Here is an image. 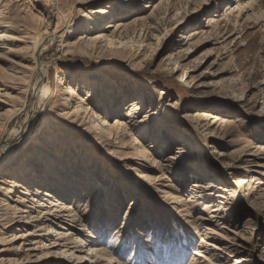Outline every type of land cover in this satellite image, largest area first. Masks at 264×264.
<instances>
[{"label":"rangeland","instance_id":"obj_1","mask_svg":"<svg viewBox=\"0 0 264 264\" xmlns=\"http://www.w3.org/2000/svg\"><path fill=\"white\" fill-rule=\"evenodd\" d=\"M43 1L1 0L7 8L3 12V18L12 23L10 29L15 30V33L20 34L23 26L39 30L41 34L53 32L58 25L57 17L48 24L43 8L49 2L65 14L62 22L67 21L68 24L61 28L65 32L62 42L58 39L52 49L41 57L45 83L52 87L49 91L51 98L40 111V123L47 128L43 131H39V128L33 139L16 147L14 152L11 151L1 168L4 171L18 170L19 173L25 164L45 167L44 160L51 158V161L47 160V166L51 167L54 178L63 180L61 185L55 184L57 179L46 178V168L43 174L34 167L29 168V178L19 179L22 183L23 180L27 181L24 184L29 188L46 183L49 186L45 190L51 191L56 187L62 189L71 179L74 181L78 178L79 186L76 191L67 186L62 192L66 191L67 195H63V199L67 198L68 203L73 202L71 197L80 195V201L74 204L79 210L78 217L82 218L85 225L80 226L83 235L78 236L85 241V248L80 251L75 244L69 248L77 256L86 259L80 263L74 259L69 262L63 259L60 264H189L195 249L202 248L200 244L203 236L207 243L219 247L232 243L241 245L233 257L231 253L225 254L221 250H213L212 246L204 245L209 256L218 254L222 257L220 260L214 259L216 264H235L234 259L241 257L247 258V264H264V0ZM249 1L253 2L252 6L245 8ZM156 6H161L158 10L161 14L158 23L149 20L156 13ZM112 7L116 10L112 15L113 19H109L111 15H106L108 18L97 29L91 30L86 26L90 15L97 13L100 8L110 10ZM118 8L126 13L121 15ZM242 8L245 9L241 10ZM137 18L143 19L135 20ZM119 20L131 25L139 23L138 34L136 33L138 36L128 49L121 48L114 54L109 51L88 53L69 46L78 42L86 45L92 35L99 32L110 35L114 28L107 26ZM145 20L150 22V27H145L146 33L144 31L140 37L141 25ZM6 30L9 31L0 29L2 32H7ZM81 38L83 39L79 41ZM31 55L30 50L22 43L15 44V53L0 50L1 142L19 127L33 100L34 95L27 86L28 75L22 74L23 66L28 64L26 59ZM23 76L26 77L21 85L25 98H21L18 92V81H12L13 77L20 79ZM58 76L64 78L62 91L57 89ZM68 86L79 87L82 98L91 94L88 102L101 108L99 113L104 118L109 113L111 123L120 115L126 118L133 102L138 99L143 102V110L133 117L148 116L149 129L146 138L138 130L134 134L139 140H143L156 161L166 167V179L157 182L165 187H157V190L152 188L150 193L142 191L145 194L141 196L138 192L142 188L135 180H128L129 189H126L120 183L115 185V179L108 175L103 178V173L112 168L119 178L117 182L120 181V177L125 174L124 167L133 165L135 157H126L122 150L116 156H103L107 163L102 158L100 160L95 157L90 162L86 152L82 156L81 143L88 141H85V127L74 121L65 107L67 102L64 94ZM92 86L97 89L95 92L88 89ZM114 105L115 108L112 109ZM16 107L20 111L13 115L11 111ZM117 107L119 109L115 111ZM205 110L220 116L226 122L212 127L211 119L197 121L196 113ZM208 133L213 135L209 137ZM63 138L72 142L73 147L64 142ZM41 142L43 148L38 146ZM107 148L104 146L98 153L105 155ZM50 149L56 152L51 151L49 154ZM56 153H63L66 159L78 157L81 160L85 156L88 159L84 163L79 161V164H72L71 168L68 162L72 161H64V167L60 169L54 164ZM91 170H96V173H88ZM157 171L158 169L151 168L147 173L157 180L160 176ZM18 175L22 177L20 173ZM84 175H92L90 180L96 177L95 182L103 180L104 188L96 199L80 192V183L85 184L82 180ZM2 177L13 178L10 173L6 176L0 173V179ZM246 177L252 178L254 182L250 186L238 188L237 183ZM211 183L216 187L208 188L205 194L209 196L206 199L199 198L203 194H195L193 191L194 184L209 186ZM220 185L237 189L238 192L232 197L228 195L230 200L224 205H228L226 210L221 211L220 217L212 218L216 214L213 210L218 201L222 200L217 197L218 194L225 193L219 191ZM21 190L23 191L18 187L15 193L7 196L0 190V199L6 198L7 203L15 205L12 199H19L18 195L22 196ZM106 190L113 192V196L117 194L115 197L110 195L114 199L118 197L117 204L112 202L114 208L107 203ZM163 191L183 199L190 210L189 217L181 213L182 208H172L177 205L171 203L170 198L164 199ZM205 202H211L210 206L206 208ZM111 209L118 212L109 216ZM126 214H129L127 219L131 229H127L130 232L125 233L126 235L123 233L125 236L120 239L118 235L121 234L115 232L123 227ZM197 218L201 219L194 221ZM195 222H198V226ZM206 227L218 234H207ZM99 228L106 231L102 239L98 233ZM2 230L8 240L14 234L21 233H18L15 226ZM166 230L173 237L169 252L161 245L162 234ZM126 236H129L128 239ZM124 239L125 242L120 241ZM89 249L97 250L103 256L96 259L94 254L89 253ZM39 252L32 253V258L36 259V256L41 255ZM5 254L4 257L1 256L5 260H22L26 257L23 252L9 251ZM171 254L173 258L170 259ZM55 260L49 264H57Z\"/></svg>","mask_w":264,"mask_h":264},{"label":"bare ground","instance_id":"obj_2","mask_svg":"<svg viewBox=\"0 0 264 264\" xmlns=\"http://www.w3.org/2000/svg\"><path fill=\"white\" fill-rule=\"evenodd\" d=\"M129 1H133V0H129ZM245 2L246 1H244V4ZM252 3L253 2L251 1L247 2L246 3L247 6L245 8L251 7ZM2 4H4V2H1L0 0V7H2V9H0V29H8L11 32L7 30H6L7 32L0 31V50L8 51L9 53H15V44L17 43L24 44L25 48L27 50H30L32 55L29 57V59L24 58L26 59V61L28 60V64L23 66L22 74H24L25 76L28 75V78H29L28 83H27L28 90H31L34 96H33L32 102L26 109V114H25L26 117L19 123V127L11 131L8 137L3 142L0 141V173L3 176H6L7 173H10L12 174V177H13L10 179H4L2 177V179H0V190H2L3 193L5 192L4 195L7 196V195H11L15 193L18 187L23 189V191L21 190L22 196L18 195L19 199L17 200L12 199L15 205H10V203H7L8 200H6V198L0 199V227L2 229L7 230L15 226L18 233L21 232L20 234H14L12 238L8 240L5 237L6 235L3 234L4 231L0 228V245L4 247L6 246L5 248L0 247V264H29V263L49 264L55 259H58V260H55L57 261V264H60L61 260L63 259L66 262L67 260L69 262L74 259L80 263L86 258L77 256L74 252H72V249L69 248L72 244L73 245L75 244L76 248H80V251H82L83 248H85L84 246L85 241L83 239H80V237H78V236L83 235V230L79 229L81 228L80 226H85V225L82 223L83 222L82 218L78 217L79 215L77 214V212H79V210L77 211V209L75 208V204H74L80 201V195L78 197H71L73 202L68 203L69 201L67 200V198L63 199V195H67L66 191L62 192V190H65V187L67 186L72 187L73 188L72 190L76 191L77 186H79L78 184L79 182L77 183L78 178H76L73 181L69 177L71 179L69 180L72 183L68 182L66 183L67 186H65L64 188L61 189L60 187H56L54 188L55 189L54 191H51V190H45L49 186L46 183H40L38 184V186H35V188L34 186L32 188L31 187L29 188L27 185L24 184L27 181L23 180L24 183L19 182V179L21 178L24 179L28 177V169L33 168V167L36 171L42 174H43L44 169L46 168L48 170V174H46V178H49V180L57 179V178H54L55 175L52 173L51 167L47 166V160L51 161V158L50 159L46 158V160H44L46 161L45 167L43 166L41 167V165H37V164L23 165V167H21L19 170V173L22 177L18 175L19 174L18 170L9 169L7 171H4L1 168L2 165L6 162L7 157H10L11 151H13L16 147L23 145L29 142L31 139H33V137H35V135L37 134V130H39V128H40L39 131L41 130L43 131L47 128V127H44L43 124L41 125L42 122L40 123V117H41L40 111L44 107L47 100L51 98V92L49 91L52 90V87L50 85L47 86L45 83L46 82L45 76H43V73L41 71L43 67L41 57L45 55L47 52H49L50 49H52V47L56 44L58 39L60 40V42H62L63 35L65 33L62 31V29L63 27H67L68 25L67 21L65 23L62 22V19H64L65 14L62 13L56 5L50 2L47 4L45 3L43 8L46 14V19L48 21V24H50L53 21V19L57 17L58 25L56 26V29L53 32H46L44 34H41L39 30H35L27 26H23L19 34V32L15 33V30L10 29L12 28V23H10L6 18H3V12L7 8L5 7V4L4 5ZM160 7L158 6L155 7L157 11H155L156 12L155 15L150 17L149 20L152 19L155 23L159 22L158 17L161 14L158 12V10H160ZM106 9L100 8L98 11H96L97 13L94 12L95 14L90 15L86 20L87 22L86 26H89L91 30L97 29L98 27L101 26L103 21H105L108 18L106 15H111L109 19H113L112 15L115 14L116 10L113 7L110 10L109 9L106 10ZM244 9L242 8L241 10H244ZM119 11L121 15L126 13L123 9H119ZM141 19L143 18H137L135 20L139 21ZM146 20L141 25V30L139 34L140 37L142 36V34H144L143 33L144 31L146 33V30H144L145 27L146 28L150 27L149 26L150 22H147ZM137 26H139V23H134L133 25H131V23L128 24V22L124 20H119L116 23L109 24L107 26L109 28H114V30L112 31L110 35H106L102 32H99L95 34L94 36L92 35V37L89 39V42L86 45H84L83 43L80 44V42H78V43L69 44V46L78 48L79 50H83L88 53L89 51L90 53L91 51L95 53L98 51L100 53L109 51L110 53L114 54L116 50L119 51V49L121 48H127V49L129 48V45L132 43L133 40H135L134 38L138 36L136 35V33L138 34ZM59 33L61 34L58 35ZM82 39L83 38H81L79 41H81ZM25 76H23V78H20V79H16L13 77V80H12L13 82L18 81V84H19L18 92L21 95V98H25L24 91L22 90L23 87L21 86L22 82L26 78ZM57 79H58L57 89H60V91H62L61 87H63L64 78L61 76H58ZM88 89H90V91L92 92H95L97 90V89H94L93 86L91 88L89 87ZM79 91H80L79 87L68 86L64 94L65 96L64 99L67 102V103L65 102L66 103L65 107L68 109V112L73 117L74 121L79 122L81 126L83 125V127H85L83 128L87 136L85 141H88V143H81L82 144L81 150H83L82 156L86 152V156L90 158V162H92V158L95 157V158H99L100 160L102 158V160H104V162L107 163L106 158H108L109 156L111 157V156H116L118 154H121V151L119 150H122V153L126 157L128 158L135 157L133 161L134 164L124 167L125 174L124 175L121 174L122 176L120 177V181L118 182H117V179L119 178L117 174L114 173L115 170L113 171L112 168L110 169V171L103 173L104 175L103 178H105V176L108 175L110 176V178L112 177L113 179H115L113 180L114 184L116 183L118 185L120 183L125 188L127 187V185L129 186L128 182L130 180L132 181L135 180L138 186L142 188L141 192L140 191H139L140 193L138 192V194L141 196H144L145 194L144 192L150 193L152 188H155L157 190V187L158 188L165 187L163 186V184L158 185L157 182H161V180L166 179L165 178V174H166L165 168L166 167L162 166L160 163L156 161L155 156H153V154L143 144V140H139V138L135 136L134 134V131L138 130L139 134H141L142 137L146 138L145 135H147V131L149 129L148 125L150 121H147L148 116H145L144 118L133 117L135 113L138 114V111L143 110V102L138 101L139 99L133 102L129 113L126 115V118L125 116L120 115L115 119L114 123H111L109 121L111 119V115H109V113L107 117L104 118L102 114L99 113V111L101 112L100 110L101 108L95 105H91V102H88L89 98H91L92 95L88 94L87 95L88 97L82 98ZM114 108H115V105L112 107V109ZM118 109L119 107H117L115 111ZM19 111L20 109H17L16 107L13 109V111H11V113L15 115L16 113L18 114ZM195 118L197 121L211 119L213 121L211 124L212 127H214L215 125H218L220 122H221L220 124H224V122H226L220 116L214 115L212 112L206 111V110L203 112L196 113ZM163 121L165 123H168L166 122L167 120L166 121L163 120ZM208 134H209V137L213 135V133H208ZM64 142L70 143L73 147L72 142L65 140V139H64ZM38 146L43 148L42 142L39 143ZM104 146L108 147L107 148L108 150L107 152L105 151L106 152L105 155H100L98 153V150L100 151L101 148H104ZM51 151L53 150L51 149L48 150V153L50 154ZM53 152H56V151L54 150ZM202 153L204 154L203 151ZM80 155L78 156L81 157ZM103 156L106 158H104ZM64 157L65 155L63 153H56V161L54 164L57 165V168H60V169L63 168L64 161L67 163L69 160H71L72 162H68L69 168H71V166H73L72 164L74 165L79 164V161H83L84 163L88 159V158L85 159V157L81 160L78 159V157H76L75 159H72V157H69L68 159H66V157L65 158ZM41 161L44 163L42 159ZM151 168L158 169L157 172L160 173V176L157 177L158 178L157 180H154L147 173V171L149 169L151 170ZM68 171L70 172L71 169H69ZM197 171H200V170H197ZM88 173H91L92 175H94L96 173V170L88 171ZM92 175H89L88 177L84 175L85 177H83L82 180L83 182H85V184L83 185L80 183V185L82 186V188L80 189L81 190L80 192L83 191L86 196L90 194V197L96 199L98 195H100V190L104 188V182L103 180L102 182L101 181L95 182V180H97L96 177L93 180H90V177ZM18 176L20 178H18ZM72 177L74 178V176ZM249 178L250 177L241 179L240 182L237 183L238 188H241L244 185L250 186L254 182V180L252 178H250L249 180ZM55 182H56L55 183L56 185H61V182L64 183L63 180L61 181L58 180V182L57 181ZM193 187H195V190H193L195 194L197 193L199 195L200 193L201 195L203 194V196L198 195L199 198L206 199V197L209 196L205 194L207 193L206 191H208V188H214L216 187V185H213V183H211V185L209 186H205L201 184H194ZM126 189H129V188L127 187ZM106 191H107L106 194L108 196L107 203H109L111 207L113 206L112 202L116 203V201L118 200V197L114 199L113 197L117 196V194L113 196V192H110V190H106ZM219 191H223L225 193L218 194L217 197L221 198L222 200L218 201L216 208L213 210V212L216 214L213 215L212 218L220 217L221 211L226 210L225 208L228 206L226 205L224 207L225 203L228 202V200H230L229 199L230 197H228V195L232 197L235 193L238 192L237 189L229 188L228 186L223 187L222 185L219 186ZM130 192L133 193L132 191ZM18 193L19 192H17V194ZM59 193H62V194H59ZM167 193L168 192L163 191V194L165 195L164 199L165 197L167 199L170 198V200L172 201L171 203H175L177 205L172 208L176 210H179V208H182V210L180 209L181 213H183L186 217H189L190 210L189 208H187L188 205L184 202V200L180 199V197L178 196H175L173 193L172 194H169V193L167 194ZM111 194L113 197L110 196ZM234 198H231V199H234ZM188 202H190V200ZM210 203L205 202L204 205L206 206V208L210 206ZM112 208H114V206ZM35 211L37 212L36 215H35ZM117 212L118 211L111 209L108 213H109V216H114V213H117ZM128 217H129V214H126L124 217L123 224H122L123 227L121 229L119 228V230L115 232L116 234H121V235H118L120 239L124 238L123 236L126 235L125 233L130 232V231H127V229L131 227L129 226V220L127 219ZM200 219L201 218H197L194 221H199ZM194 224L198 226L197 225L198 222H195ZM173 226H176V225H173ZM33 227L34 229H31ZM100 229L102 228H99L98 233L101 238L102 236L105 235L106 231L104 232ZM205 230L207 234L208 233L212 235L218 234L214 230L209 229L208 227H206ZM154 232H155V229H154ZM126 237H127L126 239H128L129 236H126ZM172 238H171V234L167 230L163 232L162 239H161V245H162V248L168 252L170 251L172 244H173ZM126 239L120 240V241L125 242ZM201 240L202 241H201L200 247L202 248L195 249L192 255V259L189 264H216L214 259H219V258L222 259V257L218 254H213L212 256H209L207 254L208 251L206 250V247L204 245L212 246L213 250H216V251L221 250L225 254L230 255L231 253V257H233V254L237 253L238 248L241 247L240 244H236V243H232L230 245L227 244L226 246L223 245L224 247H219L216 244L212 245L210 243H207L206 237L204 236L201 238ZM9 251L19 252V253L23 252L24 254H26V257L23 258L22 260H20L21 258L20 259L18 258L16 260L15 259L5 260L4 258L2 259L1 256L4 257L6 255L5 253L7 252L9 253ZM37 251H40L39 253L41 255L36 256L37 258L33 259L32 258L33 256H31V254ZM90 252L94 254L96 259H99L103 256L101 252H97V250L89 249V253ZM8 255H11V254H8ZM182 255L183 254L181 253V256ZM199 257L204 258V260H200ZM171 258H173V255L170 257V259ZM234 260H235V264H247L249 262L247 258L245 257L235 258ZM146 264H153V263L146 262Z\"/></svg>","mask_w":264,"mask_h":264}]
</instances>
